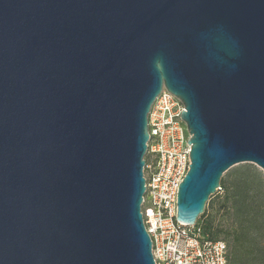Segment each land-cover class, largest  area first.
I'll use <instances>...</instances> for the list:
<instances>
[{
	"label": "water",
	"instance_id": "water-1",
	"mask_svg": "<svg viewBox=\"0 0 264 264\" xmlns=\"http://www.w3.org/2000/svg\"><path fill=\"white\" fill-rule=\"evenodd\" d=\"M184 106L193 227L231 168L264 176V0H0V264H154L147 115Z\"/></svg>",
	"mask_w": 264,
	"mask_h": 264
},
{
	"label": "built area",
	"instance_id": "built-area-1",
	"mask_svg": "<svg viewBox=\"0 0 264 264\" xmlns=\"http://www.w3.org/2000/svg\"><path fill=\"white\" fill-rule=\"evenodd\" d=\"M183 110L181 101L163 88L147 115L149 140L144 156L141 214L153 262L227 264L224 242L202 238L194 226L176 221L178 186L191 164L187 144L191 135L181 119Z\"/></svg>",
	"mask_w": 264,
	"mask_h": 264
},
{
	"label": "trees",
	"instance_id": "trees-1",
	"mask_svg": "<svg viewBox=\"0 0 264 264\" xmlns=\"http://www.w3.org/2000/svg\"><path fill=\"white\" fill-rule=\"evenodd\" d=\"M263 188L255 166L239 165L227 181L221 179L217 193L223 194L194 226L202 238L226 244L227 264H264Z\"/></svg>",
	"mask_w": 264,
	"mask_h": 264
},
{
	"label": "rangeland",
	"instance_id": "rangeland-1",
	"mask_svg": "<svg viewBox=\"0 0 264 264\" xmlns=\"http://www.w3.org/2000/svg\"><path fill=\"white\" fill-rule=\"evenodd\" d=\"M239 166V165H238ZM238 166H235V167H233V168H231L230 170H228L224 175H223V179L225 180V181H227L228 180V177L231 175V174H233L237 169H238ZM258 171L261 173V175H262V178H263V181H264V176H263V174H262V172L258 169ZM227 186H228V183L226 184ZM263 193H264V188H263ZM223 194V192H220V193H215L214 195H212L210 198H209V201L206 203V205H205V209H204V213H203V215H205V214H208L209 213V211H210V205H211V203L213 202V201H215L217 198H219L221 195ZM202 215V216H203ZM202 216H200V217H202ZM199 217V218H200ZM263 242V244H264V240L262 241Z\"/></svg>",
	"mask_w": 264,
	"mask_h": 264
}]
</instances>
